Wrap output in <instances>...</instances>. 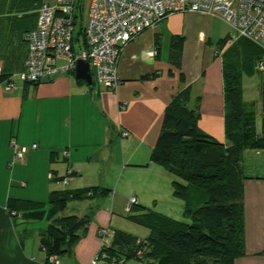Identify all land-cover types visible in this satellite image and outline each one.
Here are the masks:
<instances>
[{
	"label": "crops",
	"instance_id": "0c3cea01",
	"mask_svg": "<svg viewBox=\"0 0 264 264\" xmlns=\"http://www.w3.org/2000/svg\"><path fill=\"white\" fill-rule=\"evenodd\" d=\"M36 2L0 0V68L14 73L12 90L6 89L7 81L0 82V170L12 164V178L21 176L15 179L25 180L23 185L27 188L34 185L47 198L53 189L87 187L82 183L84 177H89L91 183H104L114 176L118 167L122 172L127 166L149 170L152 163H146L160 131L165 106L187 85L191 86L190 100L195 86L198 91L189 105L198 104V126L205 133L224 140L222 76L212 79L205 70L200 75H191L181 71L182 67L166 65V69L157 61L159 54L155 56V50L146 60L139 54L140 48L147 45H143L144 33L154 30L160 22L126 45L118 62L120 83L115 89L77 81L71 71L60 72L36 85L16 80L15 74L22 69L27 53L22 35L36 24ZM200 14L173 13L165 19L171 20L174 33H178L182 29L179 19ZM151 39L155 48L157 34ZM189 76L196 80L191 81ZM121 131H127L128 135L122 136ZM11 140L27 147L24 161L15 159ZM32 144L37 147L31 148ZM51 152H54L53 160ZM242 168L246 176L241 199L244 254L235 259V264H264V149L245 150ZM68 170L71 174L66 183L52 179L51 172L66 176ZM33 177L36 185L31 183ZM7 184L5 170H1L0 264H43L46 254L39 249V238L45 228L31 232L29 220L7 214L8 198L21 196ZM100 198H94V219L100 218ZM85 238L77 241L83 248L72 259H79L80 264H88L100 245L95 237L88 241ZM58 259L60 264L64 263L61 256Z\"/></svg>",
	"mask_w": 264,
	"mask_h": 264
},
{
	"label": "trees",
	"instance_id": "16d2710c",
	"mask_svg": "<svg viewBox=\"0 0 264 264\" xmlns=\"http://www.w3.org/2000/svg\"><path fill=\"white\" fill-rule=\"evenodd\" d=\"M36 1L34 6L38 9L42 2ZM78 11L82 21V5ZM27 31L22 35L26 48ZM228 36L216 43L222 58L224 140L205 133L198 126L199 107L198 104L189 106L191 86L187 85L165 106L160 131L146 163L160 164L174 176L172 194L183 201L184 220H175L141 206L142 213L133 220L148 229L146 236L139 239L113 229L108 242L101 243L96 252L102 264H125L132 258L144 264H235V259L244 254L241 199L246 176L242 156L248 149H264V70L255 69L256 63L263 61L264 51L245 38L225 48ZM176 38L172 36L168 62L179 69L182 52ZM75 43L82 44L81 29L76 33ZM154 50L157 56L159 48ZM251 56L253 69L262 73L259 101L245 100L241 87L242 74H253L252 67L247 68L244 61ZM71 73L74 74V70ZM13 74L1 68L0 82L9 81ZM94 84L93 81L91 85ZM257 103H260L259 110ZM53 155L51 152V160ZM51 175L58 182L66 177L54 172ZM108 190L99 185L53 189L45 203L10 197L7 214L30 221L37 213L43 214V207L47 205L48 224L40 234L39 249L46 254L43 264H56L49 261V256L60 257L69 251L79 240V231L86 230L91 221L90 214H62L68 203L104 197Z\"/></svg>",
	"mask_w": 264,
	"mask_h": 264
},
{
	"label": "built area",
	"instance_id": "2783aa9c",
	"mask_svg": "<svg viewBox=\"0 0 264 264\" xmlns=\"http://www.w3.org/2000/svg\"><path fill=\"white\" fill-rule=\"evenodd\" d=\"M83 0L42 2L37 9L36 24L25 34L27 53L23 68L15 75L22 82H40L60 72L73 71L78 60L89 64L95 83L115 89L120 83L118 62L126 45L142 31L153 28L173 13L207 14L227 22L233 29L227 43L239 38L250 40L264 51V0H90L86 16L80 23L82 44L75 36L77 11ZM58 59L64 62L57 63ZM256 70H264L263 61ZM1 71V68H0ZM93 71V73H92ZM12 79L6 89L12 90ZM127 136V131H121ZM16 160L24 161L27 147L11 140ZM31 148H36L32 144ZM66 155V153H65ZM70 171L62 182L66 183ZM137 203L130 201V207ZM101 243H107L108 231L101 229ZM109 236V237H108ZM49 261L60 264L55 255ZM96 253L88 264H102Z\"/></svg>",
	"mask_w": 264,
	"mask_h": 264
},
{
	"label": "rangeland",
	"instance_id": "374dc122",
	"mask_svg": "<svg viewBox=\"0 0 264 264\" xmlns=\"http://www.w3.org/2000/svg\"><path fill=\"white\" fill-rule=\"evenodd\" d=\"M46 1H49L50 3L54 2V0ZM89 2L90 0H83L82 11L84 17L86 16ZM79 13L80 12L77 11L78 17L76 18L75 24L76 30L79 29L81 23ZM169 21L171 22V20L165 19L157 25V27L154 29L155 31L153 29H149L144 33L143 38H145L146 41L143 42V45H147L144 47L142 46V48H140L138 51L141 57L146 60V58H149V56L152 54L154 46L151 45V37L154 36V33H156L158 37L156 47L159 48L157 61L161 66L167 65L174 68L175 66L168 62V58L171 39L172 36H175L177 37L176 42L178 44V48H180L183 56L180 66L182 67L181 71L191 75L193 73H198V75H200L201 71L205 70L207 72L206 75L212 79L222 76L221 51L217 47L216 43L218 39L225 38L232 33L233 29L230 27V25L222 19L215 18L207 14H200L197 17L192 16L184 17L182 20L179 19V26L180 29L181 27L182 29L178 33H174L172 24ZM227 46L228 43L226 42L224 47L226 48ZM233 47H235V45H233ZM217 53L219 54L217 55ZM252 60V56L246 57L244 59L246 62L245 66H247V68L252 67ZM229 61L231 62V60ZM63 62L59 61L58 63L60 64ZM167 66L166 69L168 68ZM252 71L253 74L247 75L243 73L241 76L243 98L245 100L259 101L261 97L260 88L262 73L255 72L253 67ZM190 78L192 79L191 81L196 80L194 77ZM15 79L18 80V77L16 76ZM95 85L98 86L97 83H95ZM197 92L198 91L195 86L191 100L189 102L190 106L193 104L195 98L194 93ZM11 165L9 163V165H4L1 167V170H5L6 180L9 181L10 186L7 184V187H11L13 192L20 194L21 196L19 198L45 203L47 201V194H45L46 192L43 193L45 195H42L37 191V189L35 190V187H32L34 185H30L27 188V186L23 185L25 180L15 179L20 178L21 176L12 178L10 173ZM116 167H118V164H116ZM125 168L126 171L124 172H122L121 167L116 168L114 170V176H110V178H108L104 183H91L93 181H91L89 177H84V181H82V183L86 184L85 186L102 185V187L109 190L104 197L100 198L101 200L99 203L101 211L100 218L98 219H94L92 215V211L95 210V205L93 204L95 203L96 199L71 201L68 204L67 210L62 213H74L79 216L84 214L91 215V221L87 229L85 230L83 228L79 231V240L81 238L83 239V237H86L85 239L88 241L90 237H95L101 241L103 238L100 237L99 231L103 228L104 230L108 231L109 236L111 235L113 229H120L138 237L139 239L144 238L148 233V229L133 220L142 213L141 206L150 208L175 220H184L182 215L183 201L172 194L171 182L174 176L164 166L152 163L149 170H140L131 166H127ZM31 181V183L36 185V180L34 177L31 178ZM132 198H136L138 201L136 205H132V208H130V201ZM47 209V205H44L43 214L37 213L34 218L29 221L31 223V232H38L46 228L45 226L48 224ZM84 230L85 233L83 234ZM76 244L77 243H75L69 251L65 252L61 256V261L62 263L64 262L63 264H74L73 262H75V264H80L81 261L79 259H76L75 261L72 260L74 253H79L83 248L81 244ZM74 257L76 256L74 255ZM125 264L144 263L136 258H132L127 260Z\"/></svg>",
	"mask_w": 264,
	"mask_h": 264
},
{
	"label": "water",
	"instance_id": "95a60500",
	"mask_svg": "<svg viewBox=\"0 0 264 264\" xmlns=\"http://www.w3.org/2000/svg\"><path fill=\"white\" fill-rule=\"evenodd\" d=\"M75 79L85 81L87 84H93L92 74L90 72L89 64L85 61L78 60L74 67Z\"/></svg>",
	"mask_w": 264,
	"mask_h": 264
}]
</instances>
